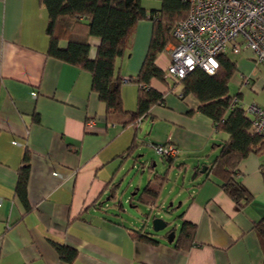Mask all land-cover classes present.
I'll return each instance as SVG.
<instances>
[{"label": "crops", "instance_id": "1", "mask_svg": "<svg viewBox=\"0 0 264 264\" xmlns=\"http://www.w3.org/2000/svg\"><path fill=\"white\" fill-rule=\"evenodd\" d=\"M142 6L148 12L161 2L143 0ZM48 18L40 0H0V264H261L264 249L253 223L264 216L260 172L264 153L250 154L239 163L233 176L251 198L238 204L220 186V178L206 173L218 152L216 144L227 133L214 129L212 119L198 110L194 94L182 95L179 81L151 79L149 84L161 92L162 103L124 125L122 117L107 115L90 87L88 71L47 53ZM136 24L117 61L122 79L138 74L151 39V21L143 18ZM88 39L89 57L94 58L100 40ZM172 42L155 57L157 67L166 66ZM66 43L60 40V45ZM233 54L236 57L230 58L237 68L230 79L237 87L233 92L240 93L245 107L264 106V68L248 50ZM242 78L249 84L244 85ZM120 86L123 109L133 112L139 85L122 80ZM148 126L152 128L146 130ZM155 129L164 133L158 135ZM132 142L135 150L124 157ZM165 142L178 151L172 163L165 161L164 169L156 171L169 169V178L175 175L172 186L166 185L168 179L162 188L167 195L162 200L160 195L159 205H143L142 218H125L123 202L122 208L116 203L121 200L118 189L116 197L108 199L113 182L121 179L128 159L132 158L129 167H135L139 160L133 158L135 151ZM26 151L30 154L28 209L16 191ZM152 160H139L147 171L146 180L148 164L156 165ZM200 165L206 171L200 168L193 175ZM179 174H183L181 184ZM176 199L179 202L174 204ZM167 200L169 213L177 216L172 241L165 231L155 232L150 220L151 212L160 216ZM183 221L195 228L190 239L177 243ZM137 231L155 241L137 239ZM55 243L74 248L73 259L59 258Z\"/></svg>", "mask_w": 264, "mask_h": 264}, {"label": "trees", "instance_id": "2", "mask_svg": "<svg viewBox=\"0 0 264 264\" xmlns=\"http://www.w3.org/2000/svg\"><path fill=\"white\" fill-rule=\"evenodd\" d=\"M142 1L40 0L46 7L49 17L46 25L50 41L47 53L65 63L88 71L91 75L90 87L97 93L98 99L104 103L107 115L122 117L124 125L134 123L148 114L151 106L162 103L161 92L149 84L151 79L165 80L161 69L154 64L155 57L165 48L168 41H173L170 33L173 25L188 13V4L182 0H160L161 6L148 12L142 6ZM143 18L150 20L153 27L148 50L138 74L127 78L128 81L139 85L136 110L128 112L123 109L120 97V84L123 79L118 74L117 61L127 48L136 23ZM93 36L100 41L94 58H90L88 38ZM60 40H65L66 45H60ZM228 51L230 50L227 49L224 53L217 55L216 73L210 75L204 69L194 67L179 82L182 83L181 94H194L199 101L198 110L212 119L214 129L227 133V138L216 144L218 152L207 165L206 173L220 178L222 182L220 186L234 201L238 204L245 201L243 204H246L250 201L251 195L233 175L238 171L239 163L248 155L264 153V138L252 127L253 115L247 109L248 105L245 107L241 104L240 93L229 90L230 79L236 74L237 68L228 55ZM243 81L244 78H242ZM153 144L155 143L150 144L151 147ZM135 147L136 143L132 142L124 151V157L131 156ZM160 156L169 163H172L176 157ZM29 159L30 154L26 151L18 169L16 182L17 194L27 209L26 185L30 170ZM147 169H150V175L145 185L140 189L135 187L130 193L129 203L132 206L157 205L162 188L169 179V169L158 172L152 163L148 164ZM260 172L264 175V165L261 166ZM197 173H200L199 166L195 167L193 175ZM120 182L121 179L113 182L107 194L108 199L116 197ZM116 203L122 208L120 199ZM253 224L254 231L260 239L261 248L264 249V216ZM194 228L193 224L183 221L176 236L177 243L190 239V233ZM135 237L145 241H155L138 231ZM54 247L59 258L68 262L76 254V250L71 246L55 243ZM261 264H264V257Z\"/></svg>", "mask_w": 264, "mask_h": 264}, {"label": "built area", "instance_id": "3", "mask_svg": "<svg viewBox=\"0 0 264 264\" xmlns=\"http://www.w3.org/2000/svg\"><path fill=\"white\" fill-rule=\"evenodd\" d=\"M182 1L188 4V13L171 28L169 60L160 68L164 78L180 81L194 67L214 74L217 55L227 49L235 54L248 50L255 63L264 68V0ZM243 84L248 85V79ZM247 109L253 115L252 127L264 138V107L250 103ZM152 147L159 156L172 157L178 151L172 143Z\"/></svg>", "mask_w": 264, "mask_h": 264}, {"label": "rangeland", "instance_id": "4", "mask_svg": "<svg viewBox=\"0 0 264 264\" xmlns=\"http://www.w3.org/2000/svg\"><path fill=\"white\" fill-rule=\"evenodd\" d=\"M228 55L232 56V57H236V55H234L231 51H228ZM235 85L233 83L230 84V92L236 91ZM177 89V87L175 88V90ZM173 97V93L169 94V97ZM152 127L148 126L146 130H150ZM146 131H144V128L141 130L142 135H144ZM153 132H155L158 135H162L164 132H162L161 129H155ZM147 135H150V133ZM151 136V135H150ZM147 138V136H146ZM148 143H150V141H147ZM140 153V154H139ZM133 156H135L136 158H138L140 161L143 160H147L149 161L150 159H153L155 162V169H157L158 171L163 170L164 168V164L166 163L164 159L161 158V156H158L155 154L154 150H152L151 148L146 147L145 145H143L141 147V150H139L138 152H134ZM131 159H128L126 161V168L125 170H123L122 172H120L121 174H123L121 176V184L118 188L117 191V195L118 197L121 198L124 207H125V212L124 213V217L127 218V215L129 217H131L133 220L140 219L143 217V212L145 211V206L138 204L137 207H132L129 205V203L126 201V197L129 195V193L133 192L134 188L138 185L139 188L143 187L146 183V178H147V171L145 169H142L139 166V160H136V164L135 167L130 166L131 163ZM152 160V162H153ZM200 168H203V165H200ZM184 172V169H183ZM182 175L183 174H179L177 175V180H178V184H181L182 182ZM175 177V175H172L169 178V181L167 182V186H169L168 188H170L172 186L173 183V178ZM119 178V177H118ZM178 189V188H177ZM167 195V192H165V189L162 190V194L160 197V200H162L163 198H165V196ZM169 202L170 200H167L165 202V207H163V209H161V211L159 212L160 217H164V219L168 222V225L164 228V231L167 230L168 228H172L175 225V222L177 221V216L175 215H171L168 212V207H169ZM179 202L178 199H176L174 201V204H177ZM151 205V204H150ZM110 207H113L112 205ZM150 216H157L154 212H151ZM152 219V217L150 218V220ZM150 226V225H149Z\"/></svg>", "mask_w": 264, "mask_h": 264}, {"label": "water", "instance_id": "5", "mask_svg": "<svg viewBox=\"0 0 264 264\" xmlns=\"http://www.w3.org/2000/svg\"><path fill=\"white\" fill-rule=\"evenodd\" d=\"M202 171H206V166L203 167ZM169 212V211H168ZM168 225V222L164 219V217H156V216H152L151 219V227L155 232H163L164 228ZM174 230L175 228H168L167 230H165L166 233H168V241H172V238L174 236Z\"/></svg>", "mask_w": 264, "mask_h": 264}]
</instances>
